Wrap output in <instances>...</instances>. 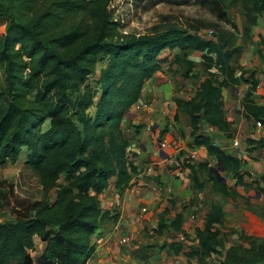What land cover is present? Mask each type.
<instances>
[{
	"label": "trees",
	"instance_id": "1",
	"mask_svg": "<svg viewBox=\"0 0 264 264\" xmlns=\"http://www.w3.org/2000/svg\"><path fill=\"white\" fill-rule=\"evenodd\" d=\"M213 1L229 8L239 5L251 26L264 13V0ZM111 2L0 0V166L17 162L25 152V165L37 174L43 193L31 216L0 220V264H86L92 258V236L104 220L118 219L117 214L102 210L99 196L111 181L115 189L124 190L136 172L128 159L129 139L121 128L122 119L141 98L145 83L168 60L161 58L165 51L201 53L207 77L192 98L174 101V120L178 123L179 113H184L195 146L231 172L235 187L245 185L243 161L197 131L202 122L232 138L222 90L242 82L249 85L242 114L264 128V104L252 100L255 72L238 77L233 71L226 73V55L219 54L215 42L180 28L146 35L122 33L108 11ZM260 55L264 62V52ZM174 62L184 64L189 73L194 66L178 56ZM94 76L96 88L91 87ZM244 143L251 146L249 151H264V139L246 138ZM187 169L192 189H203L199 173H209L208 167L188 164ZM209 177L211 188L222 197L234 201L240 196L214 175ZM50 192L52 200H48ZM167 214L165 209L159 216L158 234L166 229ZM224 216L220 205L211 204L188 251L175 243L163 247L174 256L182 253L187 264L191 260L212 264L213 256L221 259L218 264H264V238L241 235L245 245L223 252ZM182 220V214H176L169 228L183 233ZM35 238L43 249L34 259Z\"/></svg>",
	"mask_w": 264,
	"mask_h": 264
},
{
	"label": "rangeland",
	"instance_id": "2",
	"mask_svg": "<svg viewBox=\"0 0 264 264\" xmlns=\"http://www.w3.org/2000/svg\"><path fill=\"white\" fill-rule=\"evenodd\" d=\"M108 11L120 23L119 31L122 33L146 35L176 27L215 42L219 54L226 55V73L233 71L234 76L238 77L242 72H255L257 89L252 100L257 104H264V62L260 55L264 52V13L258 17L256 24L251 26L239 5L229 8L220 6L213 0H112ZM2 27L3 25L0 26V32ZM177 56L182 60L194 62L190 73L184 64L177 65L174 62ZM161 58L168 60L160 64L161 70L153 79L147 81L146 88L154 95L157 93L155 99L162 103L160 111L164 119L157 128H150H153L152 137L162 135L167 143L163 151L168 149L169 155L145 162V170L151 167V172H155L158 167H164V183L159 180L162 174H157L158 177L153 179L155 185L161 183L160 191L157 192L159 200L156 209L148 202L139 204L137 213L141 215L142 221L130 224L127 230V226L121 227L122 236H119V251L114 264H187L188 261L182 253L174 256L163 246L175 243L184 251H188L195 244L196 230L202 228L204 216L211 204L220 205L225 213L221 228L223 252L231 246L245 245L241 235L264 238V152L255 149L249 151L251 146L244 143L246 138L264 139V128H258L242 114L243 99L249 93V85L242 82L222 90L223 111L226 119L232 124V138H227L202 122L197 131V135L209 138L225 153L236 156L244 163L241 170L244 186H234L235 181L229 170L219 174L227 186L235 188L240 195L230 201L213 191L209 175L214 174L210 172L199 173L200 181L204 184L203 189H192L187 165L204 164L208 168L217 169V160L203 151L202 154L196 151L197 155L192 159L190 153L197 146L193 143L190 121L184 115L179 117L177 124L174 120V101L192 98L199 84L207 77L202 66L201 53L172 50L163 52ZM100 67L101 65L97 66V71ZM226 73L221 74L220 79L224 78ZM245 77L249 78V73ZM90 81L91 87L96 88L95 76L91 77ZM158 81L161 82L159 85ZM150 104L156 105L154 102ZM150 104H147L148 107H152ZM46 127L47 124L42 128ZM235 139L238 145L232 147L231 143ZM155 145L158 146L157 142L153 144ZM159 160L162 161L161 165ZM175 161L180 165L179 168L175 166ZM175 187H178L177 191ZM53 196V192H50L48 200H52ZM42 200L43 193L38 176L25 165V152L20 154L17 162H7L0 166L2 222L31 216L36 205ZM143 208L145 211H142ZM164 209H168V214L164 217L166 229L158 234L157 224ZM153 210L156 211L155 214L152 213ZM178 213L183 216V233H176L169 228ZM112 230L113 228L110 231ZM42 249L43 244L35 238V249L31 254L34 259ZM220 260L219 257L213 256L211 263L218 264ZM190 263L197 264L194 260Z\"/></svg>",
	"mask_w": 264,
	"mask_h": 264
},
{
	"label": "crops",
	"instance_id": "3",
	"mask_svg": "<svg viewBox=\"0 0 264 264\" xmlns=\"http://www.w3.org/2000/svg\"><path fill=\"white\" fill-rule=\"evenodd\" d=\"M146 83L142 89L141 98L129 108L121 122L123 133L129 139V147L127 149L128 159L136 168V172L132 174L129 186L124 190L115 189L111 181L108 189L99 196L102 210L109 211L110 216L117 214L118 219L117 221H113L112 219L104 220L99 230L92 236L91 244L95 245V251L87 264H114V259L119 251L117 243L120 242L119 236H122L121 229L127 226V230L133 223L142 221L141 215L137 213L139 204L148 202L156 209V203L159 200L157 192L160 191L161 183H164V167L160 166L155 172L147 173L145 170L147 164L145 162L156 158L162 159V156H168L169 152L168 149L164 152L158 146H153L155 144L152 137L153 128L150 127L157 128L161 125L164 116L160 111L162 103L159 102L160 100L156 101L155 99L157 93L154 95V93L149 92L146 88L148 85ZM151 102H154L156 105L152 106ZM144 104H150L152 107L144 108ZM174 111L176 112V107ZM181 115L187 117L184 113H179V117ZM214 131L216 130L214 129ZM192 151H197L200 154H202V151L206 153L205 149L201 147H196ZM209 157L216 159L212 156ZM159 161L161 162H159V165H161L162 161ZM211 168H208L209 172ZM157 174L158 176L162 174V177L159 179L161 181V183L159 182L160 185L153 183V179L158 177ZM175 190L177 191L178 187L177 189L175 187ZM155 212L153 210L152 213L155 214ZM112 228L113 230L110 231Z\"/></svg>",
	"mask_w": 264,
	"mask_h": 264
},
{
	"label": "built area",
	"instance_id": "4",
	"mask_svg": "<svg viewBox=\"0 0 264 264\" xmlns=\"http://www.w3.org/2000/svg\"><path fill=\"white\" fill-rule=\"evenodd\" d=\"M144 108H149V107H148V105L144 104ZM255 125H256L258 128L261 127L260 123H256ZM158 138H159V139H158ZM156 139H158V140H156ZM153 140H154L155 142H157L158 147H159V149H160L161 151H163V150L166 148V144H167L166 141L163 140L162 138H160L159 135H158V137H157V136H156V137H153ZM231 145H232V147H236V146L238 145V141H237L236 139L233 140L232 143H231ZM196 155H197V152H196V151H192V152L190 153V157H191L192 159L195 158ZM174 164H175V166H176L177 168H179L180 165H178V163H177L176 161L174 162ZM151 170H152V168H151V167H148L146 171H147V173H149V172H151ZM142 211H145V209L143 208ZM123 241H124V240H123Z\"/></svg>",
	"mask_w": 264,
	"mask_h": 264
},
{
	"label": "water",
	"instance_id": "5",
	"mask_svg": "<svg viewBox=\"0 0 264 264\" xmlns=\"http://www.w3.org/2000/svg\"><path fill=\"white\" fill-rule=\"evenodd\" d=\"M161 82L160 81H158V85L160 84ZM217 169H215V168H211L210 169V172L212 173V174H214V176L218 179V181H220V182H222V183H225V180L223 179V178H221L220 176H219V174H220V172H223V171H225L226 170V168L222 165V163L219 161V160H217V164H216V166H215Z\"/></svg>",
	"mask_w": 264,
	"mask_h": 264
}]
</instances>
